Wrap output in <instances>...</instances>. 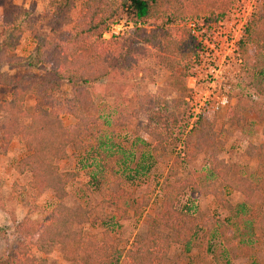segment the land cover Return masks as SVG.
I'll return each mask as SVG.
<instances>
[{
  "label": "trees",
  "instance_id": "1",
  "mask_svg": "<svg viewBox=\"0 0 264 264\" xmlns=\"http://www.w3.org/2000/svg\"><path fill=\"white\" fill-rule=\"evenodd\" d=\"M231 4L232 0H59V7L72 10L77 19L71 22L68 34L54 40H37L33 53L28 57H16L13 54L25 30L22 24L30 16L29 11L20 8V17L14 15L3 18L0 86L10 87L12 97L9 101L0 100V113L5 114L4 121L0 123V153L5 155L12 139L17 138L28 153L18 162L19 173L30 174L29 186L34 192L42 195L52 190L57 201L47 224L34 233H25L29 242L20 246L14 264H50L32 256L31 246L39 251H45L49 246H59L63 250V258L71 264H121L122 257V264H192L189 255L193 250L197 252L194 264H206V253L210 252V248L197 241L200 220L188 207L176 206L188 188L204 196L213 195L219 202H224V193L216 182H203L200 177L189 178L182 183L166 180L161 186L160 210L151 219L145 236L137 241L135 249L125 252L118 249L114 226L127 216L129 210L138 216L146 198L135 203L131 194L123 188V183L145 176L152 165L160 160L158 154L166 150L163 130L167 131L170 127L168 121L171 118L156 111L155 96L143 94L135 98L138 109L134 115L144 111L150 116V122L138 128H142L155 144L150 150L147 148V152L137 148L141 155L133 162L134 152H128L120 143L109 142V137L98 130L97 119L87 110V106H91V98L86 89L101 84L111 76V79L128 81L143 71L139 63L152 57L157 59L159 65L172 71L175 77L184 76L179 64L196 54L195 40L189 31H183L185 36L178 35L179 29L173 27L189 20L209 21L215 14L214 9H218L216 18L221 19ZM121 20L141 27L127 39L120 40L114 35L108 40L102 39V35ZM148 23H155L157 28L150 32L142 28ZM245 32L246 42L240 45V49L244 52L247 44L257 49L258 57H254L253 61L254 73L261 80L260 84H263L264 7L257 14V19L248 22ZM139 43L145 44L135 47ZM149 44L153 51L147 47ZM5 65L33 69L43 67L46 75L42 81H24L23 78L10 80L1 76V68ZM61 81H67L75 87L72 109L69 111L76 120L72 129L62 125L59 119L62 109L55 107L50 100ZM29 96L34 99L36 106L30 115V124L26 126L19 120L24 115V99ZM246 109L241 101L237 102L235 108L228 110L222 117L221 127L241 126ZM258 113L264 116V112ZM128 116L131 118L123 119L119 126L124 127L130 122L133 116ZM156 123L165 126L164 129L158 128ZM172 123L175 125L173 120ZM101 128L103 130V126ZM187 137L184 162L190 163L203 153L210 154V175L224 184L226 189L243 196V207L250 211L247 220L258 221L261 235L257 241L264 242V217L260 215L264 207V179L252 182L242 176L230 177L231 168L218 159L225 142L215 123L197 121ZM140 143L145 145L144 141ZM70 148L82 158V169H88L92 184L86 188L90 193L94 190L100 197V203L90 210L83 205L71 208L62 204L68 197L67 188L79 175L77 171H62L57 165V162L68 158L67 150ZM254 150L259 161L264 164V144ZM179 164L175 160L172 167ZM105 205L111 206V216L106 215ZM90 216L100 221V235L75 229L76 226L87 224ZM3 231L1 233L0 230L2 238L7 234L6 230ZM250 244L244 241L240 243L239 257L248 259L249 264H260L251 253ZM172 245L179 248L176 259L169 256Z\"/></svg>",
  "mask_w": 264,
  "mask_h": 264
},
{
  "label": "rangeland",
  "instance_id": "2",
  "mask_svg": "<svg viewBox=\"0 0 264 264\" xmlns=\"http://www.w3.org/2000/svg\"><path fill=\"white\" fill-rule=\"evenodd\" d=\"M58 1L0 0V42L3 18L14 15L16 18L20 17V8L29 11L30 16L25 18L22 24L25 30L14 56L28 57L33 53L37 40H54L68 34L71 22L75 21L77 16L72 10L61 9ZM263 7V0H232L231 6L226 9L222 18L231 17L238 11V14L247 12L251 15L250 22L257 19V14L263 10ZM213 11L215 14L211 21L218 15V9ZM246 17L248 19V16ZM140 27L121 20L113 24L109 31L102 35V39L108 40L112 35L119 37L120 40L127 39ZM142 28L150 32L157 26L155 23H148ZM173 28L179 29L178 35L188 32L186 22ZM144 44L139 43L135 47ZM147 47L153 51L150 44ZM256 52L257 49L254 46L247 44L244 52L240 49L241 62L226 69L223 73L224 79L216 80V85L226 81L223 85L228 89L229 104L225 108L217 107L214 102L203 104V99L213 91L211 86L196 81L192 87L190 77L194 76L191 74L196 64L193 61L195 55L181 61L179 68L184 76L178 78L152 57L141 61L139 65L144 72L140 71L128 81L111 79V76L101 84H95L86 89L91 98V106H87V110L93 118L97 119L98 130L109 137V142L120 143L128 152H134L133 162L137 161L141 155L137 148L140 147L143 152H147V148L150 150L155 144V141L141 130L142 128H138L145 127L150 122V116L144 111L134 115L138 109L135 98L143 94L155 96L156 111L171 118L168 121L170 127L167 131L163 130V136L166 137V150L158 154L160 160L152 165L145 176L141 175L134 181L123 183V188L131 194L135 203L143 197L146 198L138 216L134 215L133 210H129L127 216L114 226L120 251L135 249L137 241L147 233L151 219L160 210L161 186L166 180L182 183L186 179L200 177L203 182H216L218 188L224 193V202H219L213 195L204 196L188 188L179 198L176 206L188 207L200 220L197 241L207 244L210 248V252L206 253V264H249L248 259L240 258L238 254L241 251L242 241L251 243V253L260 264H264V242L257 241L261 235L260 226L257 220H247L250 211L243 207V196L226 189L224 184L210 175L208 170L209 162L212 161L210 154H200L192 162L186 163L183 153L185 143L188 142V132L196 122H212L215 123L216 129L225 142L218 153V159L223 160L231 168L230 177L242 176L252 182L256 179V182L264 179V164L254 153L255 148L264 144V116L261 117L258 113L264 112V83L260 84L261 80L254 73L253 61L257 56ZM60 72L63 70L60 69ZM45 75L43 67L33 69L5 65L1 68V76L10 80L23 78L24 81H42ZM223 85H221L222 88ZM52 94L51 102L55 107L62 109L59 114L62 125L72 129L76 120L69 111L72 109L75 87L67 81H61ZM11 97L12 89L0 86V100L9 101ZM239 101L247 107L241 126L226 125L222 128V117L228 110L235 108ZM200 104L202 107L198 109ZM193 105L197 106L200 112L195 122L190 115ZM35 106L31 96L24 99V115L19 120L22 124L29 126L30 115L35 110ZM44 107L51 108V106ZM128 115L133 116L131 120L129 119L130 122L124 127L119 126L123 119L130 117ZM4 117L5 114L0 113V123L4 121ZM172 120L175 125H172ZM156 124L158 128L165 127L160 123ZM136 129H139L138 132L135 131ZM140 141H144L145 145H141ZM1 145L0 135V148ZM67 154L68 158L65 161L57 162L58 167L62 171H77L79 175L67 188L68 197L62 204L71 208L83 205L90 210L100 203V197L94 190L90 193V190L86 188L92 184V181L88 169H82L84 165V162H81L82 158L71 148L67 150ZM27 155V151L17 138L12 139L5 155L0 153V230L1 233L3 230L7 231L4 238L0 237V264H14L13 260L20 246L29 242L25 233H34L42 225L47 224L51 211L57 204L52 190H47L42 195L34 192L29 186L30 174L19 173L18 162ZM175 160L181 164L172 167ZM111 210V206L105 205L106 215L111 216ZM260 215L264 217V207L260 210ZM75 229L83 233L100 235L102 225L95 217L90 216L87 224L76 226ZM178 253L179 248L172 245L169 256L176 259ZM30 254L50 264H71L63 258V250L59 246H49L45 251H39L31 246ZM196 254L195 250L190 253V263H195ZM122 259L123 257L120 261L123 262Z\"/></svg>",
  "mask_w": 264,
  "mask_h": 264
},
{
  "label": "built area",
  "instance_id": "3",
  "mask_svg": "<svg viewBox=\"0 0 264 264\" xmlns=\"http://www.w3.org/2000/svg\"><path fill=\"white\" fill-rule=\"evenodd\" d=\"M238 13L222 19L215 18L213 21L196 19L186 22V28L194 38L196 47L193 59L196 64L191 74L194 76L190 77L192 87L196 81H201L213 88L203 99V104L214 102L219 108H225L229 104L228 89L223 85L226 81L216 85V80L224 79L225 70L241 62L240 45L245 41V30L251 15L247 12ZM196 107L193 105L190 114L194 122L199 118L198 109L202 104L198 109Z\"/></svg>",
  "mask_w": 264,
  "mask_h": 264
}]
</instances>
